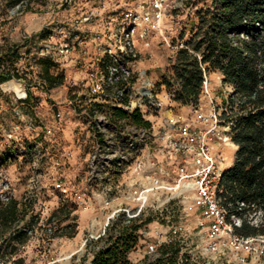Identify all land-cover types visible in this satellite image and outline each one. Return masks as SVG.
<instances>
[{
  "label": "built area",
  "instance_id": "2783aa9c",
  "mask_svg": "<svg viewBox=\"0 0 264 264\" xmlns=\"http://www.w3.org/2000/svg\"><path fill=\"white\" fill-rule=\"evenodd\" d=\"M94 2L95 6L83 15V20L95 21L98 25L90 35L85 34L89 40L83 38L77 46L64 35L60 41L51 44L54 36L50 33L43 39L48 53H38L39 59L48 58L55 62L53 54L66 58L76 53L83 60L73 68V73L67 75L65 72L61 84L48 87V81L42 76L38 83L44 87L48 110L57 120L77 118L84 130L97 139L94 159L99 149L108 154L106 163L101 158L97 162L102 174L97 173L88 179L98 183L97 189L101 186L100 192L93 193V196L100 197L105 207L112 205L114 198L133 199L136 206L114 209L109 217L123 214L129 221L145 212L147 202L155 192H170L171 197L174 194L178 197L184 214L190 216L193 226L203 235L205 253L264 255V233L238 234L236 228L242 225V218L229 213L222 202L221 183L227 165L217 147L232 140L230 127L222 124V111L211 96L206 76L202 95L210 99L208 111H204L199 102L189 105L190 113H185L173 104L165 105L158 96L155 83L146 79L143 70L137 68L143 53L155 45H171L168 20L176 19L179 14L188 18L197 7L191 0ZM12 78L0 83L2 90L14 92L17 108L27 105L33 111L36 105L30 102L32 98L26 84ZM10 81L18 84L20 92L5 86ZM58 88L69 91V94L65 93L61 99L55 97L54 91ZM116 107L130 112L137 109L151 125L138 126L127 119L114 121ZM16 110L18 120L7 131V136L14 139L26 130L33 138L30 159L38 163L45 158L46 150L55 148L54 127L41 124V131L36 132L34 114L24 115L22 110ZM159 113L164 116L160 125L162 131L156 133L148 117ZM56 164L61 161L58 159ZM131 167L141 174L144 183L124 189L120 179ZM65 182L57 178L55 186L64 196L70 195L76 209H88L92 204V192L81 186L71 189ZM255 215L253 223L257 224L262 212H255ZM181 230L183 226L172 231L179 235ZM155 232L157 237L147 242L149 261L160 257V245L174 241L162 239L166 236L162 229ZM192 263L206 264L181 256L172 264Z\"/></svg>",
  "mask_w": 264,
  "mask_h": 264
},
{
  "label": "rangeland",
  "instance_id": "374dc122",
  "mask_svg": "<svg viewBox=\"0 0 264 264\" xmlns=\"http://www.w3.org/2000/svg\"><path fill=\"white\" fill-rule=\"evenodd\" d=\"M206 1L210 3V0ZM92 6H95L94 0H25L15 5H10L8 0H0V69H10L14 77L12 79L25 83L33 96L30 102L36 105L33 111L27 105L17 108L14 92H4L0 86V204L12 198L18 200L22 210L20 225L30 220L34 223L27 242L18 245V250L12 257H3L0 264H19L17 259H23L24 264H82L83 258H91L98 247L96 241L106 233L110 222L118 217L109 218L113 210L122 206H136L133 199L121 196L114 198L112 205L105 207L100 197L93 196V193L100 192L101 186L97 189L98 183L88 179L97 173L102 174L97 162L100 158L103 161L108 159V154L99 149L94 159L97 139L84 130L77 118L57 120L52 111L48 110L44 87L38 83L41 80L39 54L47 52L44 37L52 33L54 39L51 44H54L66 35L77 46L81 39L89 40L85 34L90 35L98 25L95 21L83 20V15ZM195 6L197 8L188 18L179 14L177 20H168L170 46L155 45L143 53L137 62V68L143 70L144 77L155 83L158 96L165 105L173 104L177 110L185 113H190V106L173 101L171 89L160 84V81L162 74L169 73L177 50L191 36L195 11L202 3ZM53 57L56 62L50 59L51 72L61 77H64L65 72L67 75L73 73V68L79 61H83L76 53L66 58L54 54ZM206 78L211 96L216 99L215 103L220 111H223L231 86L223 82L222 74L218 71L207 73ZM5 86L20 92L15 81H10ZM65 93L69 94V91L63 92L58 88L54 91V96L61 99ZM200 102L203 110L208 111L210 99L202 95ZM16 109L22 110L24 115L34 114L38 123L36 132L41 131V124L54 127L55 148L46 150L45 158L38 163H33L30 159L33 138L26 130L14 139L7 136V131L18 120ZM163 117L160 113L148 117L156 133L162 131L160 125ZM233 143L217 147V152L223 156L227 166L235 158L237 145ZM58 159L61 161L59 165L56 164ZM57 178L66 181L71 189L76 186L88 188L92 192L91 206L88 209H76L70 195L64 196L55 186ZM120 183L126 189L143 184L144 180L131 167L123 174ZM171 195L170 192L158 191L150 196L147 208L140 218H150L151 221L139 231L138 244L129 253V258L134 263L140 264L148 258L147 242L157 237L156 229H162L167 236L162 239L175 240L180 249L179 256L183 258L188 257L206 264H264V255L205 253L202 248L203 235L193 226L190 216L184 214L178 197ZM248 217L254 222L255 212L248 214ZM178 226H183V230L175 235L172 230Z\"/></svg>",
  "mask_w": 264,
  "mask_h": 264
},
{
  "label": "trees",
  "instance_id": "16d2710c",
  "mask_svg": "<svg viewBox=\"0 0 264 264\" xmlns=\"http://www.w3.org/2000/svg\"><path fill=\"white\" fill-rule=\"evenodd\" d=\"M191 1L194 5L202 3L195 11L191 36L177 50L170 71L162 74L160 84L171 89L173 101L185 105L200 102L209 72H220L223 82L231 86L221 120L230 127L229 134L237 149L233 163L224 170L222 202L229 213L242 218V225L236 228L238 234L264 233V0ZM1 61L0 57V65ZM38 63L48 87L63 82V77L51 72L50 59L40 58ZM12 77L10 69H0V83ZM117 119H127L138 126L151 125L137 109L130 112L116 107L113 120ZM258 211L262 216L255 224L248 214ZM21 212L16 199L0 204V262L3 257L16 254L18 245L29 238L34 223L30 220L20 225ZM150 221L140 217L127 221L120 214L96 241L98 247L91 258H83L82 264H137L129 253L138 244L139 231ZM159 252L157 259L145 258L142 263L172 264L180 249L174 240L161 245ZM17 261L24 264L23 259Z\"/></svg>",
  "mask_w": 264,
  "mask_h": 264
},
{
  "label": "crops",
  "instance_id": "0c3cea01",
  "mask_svg": "<svg viewBox=\"0 0 264 264\" xmlns=\"http://www.w3.org/2000/svg\"><path fill=\"white\" fill-rule=\"evenodd\" d=\"M235 147H236V146H235ZM232 163H233V162H231L228 166H230ZM228 166H227V167H228Z\"/></svg>",
  "mask_w": 264,
  "mask_h": 264
},
{
  "label": "bare ground",
  "instance_id": "6f19581e",
  "mask_svg": "<svg viewBox=\"0 0 264 264\" xmlns=\"http://www.w3.org/2000/svg\"><path fill=\"white\" fill-rule=\"evenodd\" d=\"M231 143V142H230Z\"/></svg>",
  "mask_w": 264,
  "mask_h": 264
}]
</instances>
